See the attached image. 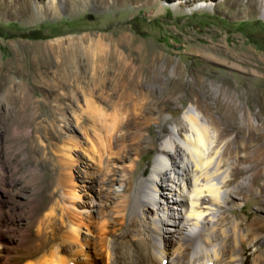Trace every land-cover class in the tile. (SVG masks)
Returning <instances> with one entry per match:
<instances>
[{
	"label": "rangeland",
	"instance_id": "obj_1",
	"mask_svg": "<svg viewBox=\"0 0 264 264\" xmlns=\"http://www.w3.org/2000/svg\"><path fill=\"white\" fill-rule=\"evenodd\" d=\"M237 3L0 0V264H21L23 255L44 239L37 234V225L49 214L43 236L53 237L61 214L64 222L63 238L47 244L48 248L65 242L78 264H101L94 241L121 216L123 198L114 201L113 195L123 190L127 172L138 169L134 186L149 176L161 139L181 120L186 108L199 105V111L208 112L206 95L213 101L227 99L229 94L240 105L238 119L249 110L256 118L260 109L253 96L257 88L264 90L260 78H264V69L249 70L252 77L245 84L238 76L242 70L206 56L209 47L220 45L228 55L248 51L264 66V16L258 11L245 14L248 0H241L239 8ZM254 8L259 10V6ZM29 32L39 38L25 37ZM113 59L123 62L117 64ZM93 63L108 71L129 64L142 75L166 69L160 76L165 83L175 77L176 70H187L184 84L192 81L194 71H201L196 76L200 75L206 88L197 94L198 86L182 84L181 91L155 116L148 147L130 156L101 138L98 129L89 135L74 122L76 73L95 68ZM87 76L83 83H90ZM153 81L141 90L161 97L164 88ZM86 97L98 109L111 112L106 110L111 105L107 93L94 96L89 91ZM80 106L85 107L83 98ZM250 174H241L239 181ZM170 176L168 170L166 177ZM108 178L114 180L108 183ZM258 184L264 185L263 178ZM237 201L240 207L235 213L227 209L228 217L264 219V207L256 201ZM152 212V207L144 209L145 215ZM123 216L125 222L135 218L131 213ZM252 246L243 255L246 264H252L256 251Z\"/></svg>",
	"mask_w": 264,
	"mask_h": 264
},
{
	"label": "bare ground",
	"instance_id": "obj_2",
	"mask_svg": "<svg viewBox=\"0 0 264 264\" xmlns=\"http://www.w3.org/2000/svg\"><path fill=\"white\" fill-rule=\"evenodd\" d=\"M247 4L245 14L249 16L258 11L264 16V0H248ZM254 6H259V10ZM228 53L215 45L207 49L206 56L225 62L233 70H242L238 76L245 84L249 70L264 69L261 60L248 51ZM93 58H98L97 52ZM115 60L117 64L123 62ZM98 61L103 63L101 59ZM119 66L113 71L95 66L76 73L72 89L74 122L88 134L98 129L101 138L114 148H122L127 155H139L150 144L152 122L158 119L155 116L181 91L182 84L198 86L196 93L199 94L204 90V80L198 78L201 71H194L192 81L184 84L187 70H176L175 77L165 83L160 76L166 69L142 75L129 64ZM197 74L200 75L197 77ZM86 75L91 84L82 82ZM97 80L105 83H96ZM151 80L164 88L161 97L150 96V89L151 92L145 93L141 90ZM91 85L94 88L89 90ZM89 91L94 96L107 93L111 105L106 110L111 112L94 106L86 97ZM226 95L227 99L213 101L206 95L208 112L199 111V105L184 110L181 120L161 139L147 178H140L134 186L138 169L127 172L123 190L112 197L114 201L123 198L119 207L121 216L94 241L101 264H246L243 255L251 244L256 248L252 264H264V219L227 215V209L235 213L236 207H240L237 200L245 204L254 200L259 207H264V185L258 184L260 178L264 180V90L254 91L253 102L260 109L256 118L249 110L242 112L238 119L240 105L234 97ZM81 98L85 101L83 109ZM168 170L169 178L166 177ZM249 172V176L239 181L241 174ZM108 179V183L114 180ZM150 207L153 215H145L144 209L148 211ZM130 213L135 218L125 222L123 215ZM51 216L45 215L39 221L37 234L44 239L23 255L21 264H78L76 255L65 248V242L56 249L46 246L63 238V214L57 218L59 225L53 237L43 236L44 221ZM28 237L27 232L25 239Z\"/></svg>",
	"mask_w": 264,
	"mask_h": 264
},
{
	"label": "trees",
	"instance_id": "obj_3",
	"mask_svg": "<svg viewBox=\"0 0 264 264\" xmlns=\"http://www.w3.org/2000/svg\"><path fill=\"white\" fill-rule=\"evenodd\" d=\"M35 33L29 32L25 35V37L30 38V39H38L39 37L34 36Z\"/></svg>",
	"mask_w": 264,
	"mask_h": 264
}]
</instances>
